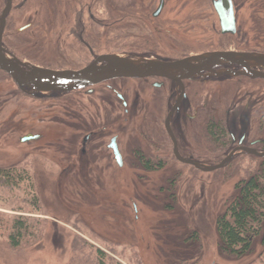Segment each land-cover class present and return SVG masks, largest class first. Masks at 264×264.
<instances>
[{
	"label": "rangeland",
	"instance_id": "obj_1",
	"mask_svg": "<svg viewBox=\"0 0 264 264\" xmlns=\"http://www.w3.org/2000/svg\"><path fill=\"white\" fill-rule=\"evenodd\" d=\"M91 1L28 0L26 12L37 24L22 36L35 32L44 39L18 40L21 22L15 16L6 28L4 48L34 65H72L58 51L64 43L56 37L69 34L79 18L94 34L104 35L101 22L94 27L86 13L93 3L96 20H119L113 22V44L96 45L109 54L179 59L245 44L243 38L236 42L219 35L211 0H165L156 19L151 14L158 0ZM234 2L245 4L238 18L247 32L251 29L249 46L264 50V0ZM24 91L0 72V169L9 174L0 179V264H264L263 228L251 236L243 255L221 249L216 231V221L237 197L235 186L252 177L262 193L256 216L264 214V170L242 168L252 160L239 158L228 168L206 173L172 163L152 171L115 166L70 170L79 157L67 153L83 136L75 129L76 120H97L98 114L106 118L107 113L72 107L63 120L60 101L49 93ZM143 109L140 127L131 124L129 137L124 135L128 149L137 146L138 133L149 124L145 134L158 137L153 122L158 111ZM28 134L40 138L20 142Z\"/></svg>",
	"mask_w": 264,
	"mask_h": 264
},
{
	"label": "flooded vegetation",
	"instance_id": "obj_2",
	"mask_svg": "<svg viewBox=\"0 0 264 264\" xmlns=\"http://www.w3.org/2000/svg\"><path fill=\"white\" fill-rule=\"evenodd\" d=\"M9 1V9L3 19V11L8 0H0V28L3 27L1 47L8 59L24 64V69L39 67L49 70L77 71L103 55L171 62L202 54L167 59L139 57L133 54H109L99 51L97 43L113 44L111 30L116 27L113 22L119 20L106 19L104 20L106 23L102 22L103 20H96L90 8L94 4L92 0L93 4L87 7L86 13L94 27L97 26L96 22H101V26L105 27V34L101 36L94 34L91 28H87L79 18L69 30V34L56 37V41L64 43L57 46L58 51L62 54L65 62L71 63L70 59H72V65L64 69L34 65L28 59H20L7 52L3 46L2 40L11 18L17 16V23L21 22V25L16 28L15 37L18 40L25 38L22 35L37 24L26 12L25 6L28 0ZM231 2L234 31L233 33H222L220 21L211 0L213 12L217 17L219 35L235 37L236 42L243 38L247 46L244 44L237 49L221 51L264 55V50L249 46L251 39H248V32L251 29L249 28L247 32L246 27L238 18V13L245 4L241 3L238 6L234 0ZM159 3L160 0H158L156 10ZM108 4L107 7H111L112 3ZM164 7L165 0H163V6L157 16L154 17L156 10L152 12V18L160 17ZM37 15L38 13L35 17ZM41 31L45 35V26L43 30L41 28ZM43 39V36L34 32V34H29L25 41L32 43ZM30 50L32 52L33 48ZM82 56L88 60L82 62L85 60L81 59ZM213 71H220L223 74L210 76L204 72L201 76L182 80L179 83L158 77L117 78L69 93L52 92L47 94L49 98L60 101L63 120L67 117L66 109L72 107L87 109V113L92 109L99 112L104 111L108 115L105 118L98 114L95 116L97 120L87 121L81 118L76 120L75 129L83 133V136L79 138L77 146L71 147V151L67 153V155H78L79 157L78 162L70 164L68 169L104 170L115 166L121 169L152 171L167 169L168 164L172 163L202 172L191 164L179 161L177 158L179 156L183 160L200 166H215L224 163L229 158L223 169L230 167L239 158H248L253 161V164L242 168L264 170V65L251 67L250 71L254 76L243 75V67L236 64L220 66ZM15 86L17 87L16 84ZM22 90H25L24 92L27 94L31 93L30 89L26 87ZM69 96H73V98H69ZM144 107L158 111L159 116L153 121L159 130L158 137L152 138L145 134L150 131L149 126H153L149 124L146 128L147 131L142 128L138 133L137 146L128 149L127 142H124V135H129L131 124L140 127L141 120L138 122V117L140 112L147 111L143 109ZM87 117H91V114ZM105 122H107L106 125L104 124L105 126L96 125ZM105 139H107V143Z\"/></svg>",
	"mask_w": 264,
	"mask_h": 264
},
{
	"label": "water",
	"instance_id": "obj_3",
	"mask_svg": "<svg viewBox=\"0 0 264 264\" xmlns=\"http://www.w3.org/2000/svg\"><path fill=\"white\" fill-rule=\"evenodd\" d=\"M3 11V19L8 12L9 3ZM212 5L217 14L222 33H233L234 19L231 0H212ZM163 6V0H160L159 7L154 13L157 16ZM0 28V71L6 73L12 81L21 90L26 87L31 93L47 94L52 92L69 93L74 90L82 89L87 86L96 85L117 78H146L158 77L165 78L177 83L182 80L192 79L201 76L206 72L210 76H218L223 73L214 72L217 67L224 65H240L243 67V75L254 76L251 73V67L264 65V55L255 53H237L214 51L206 52L196 56H190L177 61H163L156 59H131L118 55H103L77 71L70 70H49L39 67H30L24 69V64L17 60L8 59L1 47ZM40 138L38 135L28 134L20 138V142L26 143L36 141ZM179 161L191 164L202 172H213L224 167L228 161L215 166H200L191 161H186L177 157Z\"/></svg>",
	"mask_w": 264,
	"mask_h": 264
},
{
	"label": "trees",
	"instance_id": "obj_4",
	"mask_svg": "<svg viewBox=\"0 0 264 264\" xmlns=\"http://www.w3.org/2000/svg\"><path fill=\"white\" fill-rule=\"evenodd\" d=\"M7 171L0 169V179L8 177ZM237 197L227 208L226 214L216 221V231L222 244L221 249L232 254L243 255L250 250L251 236L264 229V220L256 216V207L262 194L258 181L252 177L235 186ZM227 216L229 217L227 219ZM16 230V237L20 235ZM264 244V232H263ZM239 247V248H238ZM99 264H102L101 262Z\"/></svg>",
	"mask_w": 264,
	"mask_h": 264
}]
</instances>
